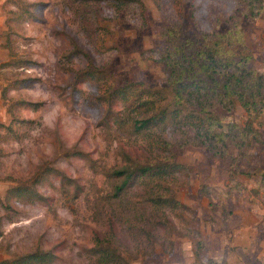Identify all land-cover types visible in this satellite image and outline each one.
Instances as JSON below:
<instances>
[{
    "label": "rangeland",
    "instance_id": "1",
    "mask_svg": "<svg viewBox=\"0 0 264 264\" xmlns=\"http://www.w3.org/2000/svg\"><path fill=\"white\" fill-rule=\"evenodd\" d=\"M220 38L225 62L264 74V0H0V260L264 264V125L244 154L236 141L213 153L162 57L190 39L195 66ZM160 107V122L133 127ZM211 111L246 116L237 100ZM157 164L159 176L138 172Z\"/></svg>",
    "mask_w": 264,
    "mask_h": 264
},
{
    "label": "trees",
    "instance_id": "2",
    "mask_svg": "<svg viewBox=\"0 0 264 264\" xmlns=\"http://www.w3.org/2000/svg\"><path fill=\"white\" fill-rule=\"evenodd\" d=\"M228 31L227 33H220L219 36L223 39L229 38V35H233L235 30L232 28ZM221 38L215 41L216 44L209 45L207 51H194L195 66L190 64V61L194 58L193 53H188L191 44L190 39L184 40L182 44L169 42L163 48L164 54L162 57L169 60L168 64L171 65L172 69H177L174 74L169 72L168 79L169 84L174 85L175 94L179 95L180 98H191L188 102H193L198 107L195 108L194 115L195 140L199 143H205L213 153H219L220 155H223L226 145L228 146V144H233L236 141L235 145L240 148L238 154L242 155L245 152V148H242V146L249 145L250 138L257 140V134L259 133L257 127L264 125V93L262 92L264 74H257L253 70L245 69V58L241 60L230 59L225 62L226 59L223 53L225 50L221 45ZM228 41L232 42L233 39H228ZM198 56L202 58L200 62L197 60ZM173 60L177 62V68L173 67ZM184 60L188 63L183 67ZM238 62H242L240 66H236ZM179 67L187 70L179 69ZM237 68L241 69L237 71ZM87 72L93 74L92 69ZM122 91L119 90V92ZM236 100L246 113L243 124H224L211 111L217 103L230 109L235 105ZM164 111L165 108L160 107L151 116L134 119L132 125L137 130H144L160 122L165 117ZM219 142L222 144L220 145ZM168 166H178V164L170 163ZM165 167L163 164L139 165L137 169L139 173L154 178L159 176V173L166 169ZM113 173L123 176L121 183L116 186V191L123 189L133 175V171L125 168L122 170L116 169ZM259 174L264 180V170L260 171ZM152 200L156 201V199ZM100 256L106 262H116L120 258V255L110 249H103ZM51 258V251L37 249L13 259H2L0 264L42 263L49 261Z\"/></svg>",
    "mask_w": 264,
    "mask_h": 264
}]
</instances>
